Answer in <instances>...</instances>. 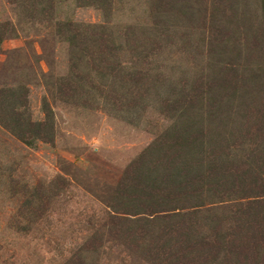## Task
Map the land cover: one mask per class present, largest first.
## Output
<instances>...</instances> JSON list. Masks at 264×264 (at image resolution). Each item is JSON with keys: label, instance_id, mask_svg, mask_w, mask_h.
<instances>
[{"label": "rangeland", "instance_id": "rangeland-1", "mask_svg": "<svg viewBox=\"0 0 264 264\" xmlns=\"http://www.w3.org/2000/svg\"><path fill=\"white\" fill-rule=\"evenodd\" d=\"M110 2L106 16L102 6L83 5L80 0H51L42 6L36 0H0V31H7L0 45V88L22 86L15 90L14 108L8 103L0 117L12 121L10 111L18 112L25 121L46 120L48 134L54 136L46 141L26 132L16 134L0 121V264H156L147 250L154 248L164 223L143 221L155 234L139 243L138 235L128 239L133 231L129 230L131 222L114 218L124 216L114 211L120 210L115 190L130 163L177 121V112L166 109L181 105L177 102L188 84L197 86L201 79L205 81L208 62L228 56L245 61L246 50L224 53L221 48L231 47L245 33L260 37L259 28L264 32V0H227L230 8L225 18L233 22L226 26L222 18L216 24L211 17L217 0ZM41 8L49 10L43 13ZM239 12L256 22L250 19L244 24ZM104 20L119 37L116 45L122 46L116 58H110L118 82L112 84L115 77L106 74L109 64H102L97 71L99 59L87 57L96 70L83 81L81 96L68 97L58 88L60 78L69 72L72 53L64 24ZM243 24L245 27L237 28ZM129 26L139 37L150 35L153 28L165 31L168 37H159V55L147 59L148 49H143L145 63L138 62L122 38ZM215 29L220 38L216 47L215 35L210 34ZM151 59L153 63L147 65ZM89 69L80 66L84 73ZM137 70L149 71L155 81L154 88H141V105L129 109L104 104L100 95L130 89L119 78L128 76L129 71L135 75ZM256 83L253 78L249 82L254 91L259 86ZM82 100L95 106L82 104ZM236 153L241 150L235 149L233 155ZM236 198L212 200L218 201L209 205H215L213 211H203L208 218L202 216L196 228L211 235L219 225L213 215L228 217L229 208L244 201ZM234 224L230 218L220 231L225 233ZM260 243L264 246V241ZM232 254L228 253L229 264H244V257ZM223 256L217 262L227 264Z\"/></svg>", "mask_w": 264, "mask_h": 264}, {"label": "trees", "instance_id": "trees-1", "mask_svg": "<svg viewBox=\"0 0 264 264\" xmlns=\"http://www.w3.org/2000/svg\"><path fill=\"white\" fill-rule=\"evenodd\" d=\"M36 1L42 6L51 0ZM80 3L102 6L106 16L109 4L111 7L110 0H80ZM229 4L227 0L214 2L216 10L211 14L214 23L220 22L221 18L224 26L233 22L225 18ZM48 10L40 9L43 13ZM235 15L232 12L233 19ZM239 15L244 16V24L250 19L256 22V18L247 16L245 12H239ZM108 23L109 21L104 20L98 24L73 21L64 24L68 32L65 36L72 46V53L69 72L60 78L58 88L60 92H67L66 96L78 98L83 93V81L95 69L94 63H90L87 57L99 59L97 71L102 64H109L106 74L115 77L112 84L118 82L111 61L116 58L117 51L122 46L116 45L119 37ZM153 23L156 25V21ZM244 24L237 25V28L245 27ZM133 29L132 26L127 27L122 38L128 48L130 46L133 56L139 59L138 62H144L143 49H148L144 55L147 59H154L159 55L162 46L159 37L167 40L168 34L153 28L150 35L139 37ZM217 31L215 29L210 33L211 36L215 35V47L216 39H220ZM259 31L260 37H249V33H245V37L236 38L232 48L229 44L221 48L224 53L237 49L241 54L246 50L244 62H237L231 56L226 60L210 61L207 64L206 70L209 72L206 71L205 81L201 79L197 86L187 85L177 102L181 105L166 109L168 112L173 109L177 112V121L130 163L115 190L114 195L120 197L116 208L120 210L114 211L124 216L118 218L115 215L114 218L131 222L129 230L133 231L129 233L128 239L138 235L136 242L139 243L146 236L155 234V231L145 227L147 224L143 221L152 224L164 223V227L159 229L162 231L161 236L154 240V248L147 250L153 263L220 264L217 260L224 254L223 259L226 257L229 264L228 253L232 252L233 257H244V264H264V246L260 243L264 241V32L260 28ZM6 36L7 31H0V45ZM210 51L215 53L214 49ZM152 59L146 61V64H152ZM82 65L90 66L89 71L82 72ZM105 69L100 70L102 75ZM130 72L128 76L119 78L127 84L124 87L130 85V89L121 93L101 94L104 104L135 108L136 103L139 104L140 94L143 93L141 88L148 90L155 87L152 79L154 75L151 76L149 71L146 73L137 70L135 75ZM252 78L257 82L256 85L259 84L257 91L252 90L249 84ZM21 88L22 86L0 88L1 111H7L3 107L8 103L10 108H14V98L17 96L15 90ZM71 91L78 93H69ZM82 104L95 106L85 100H82ZM7 113L12 121L3 117H0V121L12 132L20 135L26 132L30 137H39L46 141L54 139L53 135L48 134L46 120L25 121L18 112ZM235 149H240L241 154L233 155ZM231 196H237L236 199L244 201L229 208L232 216L230 214L228 217H219L214 214L212 220L219 221V225L211 235H204L196 228L203 216L202 212L213 211L215 205H209L218 201L212 200L219 199L223 202ZM207 218L208 216H203V219ZM230 218L235 224L230 225L223 233L220 230Z\"/></svg>", "mask_w": 264, "mask_h": 264}]
</instances>
